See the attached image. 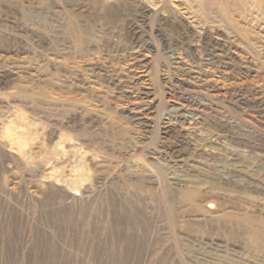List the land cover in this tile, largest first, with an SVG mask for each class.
<instances>
[{
  "label": "rangeland",
  "instance_id": "obj_1",
  "mask_svg": "<svg viewBox=\"0 0 264 264\" xmlns=\"http://www.w3.org/2000/svg\"><path fill=\"white\" fill-rule=\"evenodd\" d=\"M0 264H264V0H0Z\"/></svg>",
  "mask_w": 264,
  "mask_h": 264
},
{
  "label": "bare ground",
  "instance_id": "obj_2",
  "mask_svg": "<svg viewBox=\"0 0 264 264\" xmlns=\"http://www.w3.org/2000/svg\"><path fill=\"white\" fill-rule=\"evenodd\" d=\"M261 239H262V237L259 236V241L258 242H261Z\"/></svg>",
  "mask_w": 264,
  "mask_h": 264
}]
</instances>
